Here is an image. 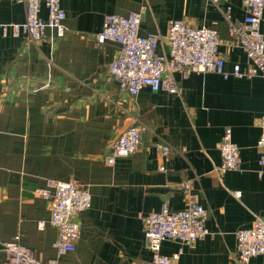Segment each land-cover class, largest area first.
<instances>
[{
    "label": "crops",
    "instance_id": "0c3cea01",
    "mask_svg": "<svg viewBox=\"0 0 264 264\" xmlns=\"http://www.w3.org/2000/svg\"><path fill=\"white\" fill-rule=\"evenodd\" d=\"M59 1L66 36L34 43L12 35L11 26L24 23V4L0 0V241L19 236L42 262L152 264L144 217L196 202L207 210V235L192 246L164 241L159 253L180 252L177 264H238L236 232L254 217L264 218L257 147L264 78L176 73L177 95L145 88L131 98L107 72L119 45L98 46L95 36L105 16L137 12L139 35H158L156 54L167 57L168 26L183 20L216 32L226 71L245 70L246 56L229 32V21L244 19L241 0H218L217 6L211 0ZM40 17H47L44 7ZM260 32L264 40V12ZM135 120L146 126L140 151L105 165L106 149ZM226 128L238 148L239 169L218 173ZM160 146L168 148L166 155ZM45 180L77 181L90 192L74 253L56 256L52 248L57 231L49 204L32 194ZM0 264H6L1 251ZM248 264H264V253Z\"/></svg>",
    "mask_w": 264,
    "mask_h": 264
},
{
    "label": "built area",
    "instance_id": "2783aa9c",
    "mask_svg": "<svg viewBox=\"0 0 264 264\" xmlns=\"http://www.w3.org/2000/svg\"><path fill=\"white\" fill-rule=\"evenodd\" d=\"M25 6L23 24L11 26L12 35H20L30 42L59 41L66 36L65 14L59 0H19ZM218 5V0H211ZM245 11L241 23L229 21V32L235 46L247 59V68L234 66L231 71L224 68L225 59L220 53V41L215 31L195 28L183 20L170 22L166 35L168 56L156 54L159 37L156 34L139 35L141 14L131 12L126 17L105 16L103 28L95 36V43L102 46L111 41L119 45L118 57L108 66V76L117 82L119 91L131 98L148 88L152 92L179 93L175 74L183 77L190 74L212 73L228 78H264V40L260 22L264 12V0H241ZM44 7L47 17H40ZM51 33L48 34L47 31ZM4 34L6 28H3ZM260 137L257 142L259 164H264V116L259 121ZM146 126L141 120L116 138L102 156L103 163L112 166L117 158L126 157L141 149V138ZM166 155L168 148L160 146ZM221 164L215 168L218 173L239 169L238 148L231 140V130L226 128L220 139ZM33 195L46 201L50 207V224L57 231L52 243L56 256L74 253L80 235L79 215L90 208L91 196L87 187L77 181L60 182L45 180L42 188H36ZM238 196L239 194H235ZM207 210L196 202L178 212L163 207L159 212L144 217V236L147 248L152 254V264H177L180 252L171 256L159 253L161 243L167 240L192 246L207 235L204 227ZM43 224H39L42 228ZM236 261L248 264L249 260L264 253V218L254 217L249 228L236 232ZM0 251L6 256V264H56L55 260L42 262L19 243V236L10 241H0Z\"/></svg>",
    "mask_w": 264,
    "mask_h": 264
}]
</instances>
